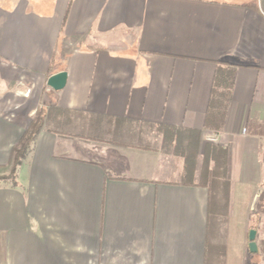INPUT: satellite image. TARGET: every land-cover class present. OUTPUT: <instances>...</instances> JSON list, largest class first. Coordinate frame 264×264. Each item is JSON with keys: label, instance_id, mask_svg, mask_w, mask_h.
I'll return each instance as SVG.
<instances>
[{"label": "crops", "instance_id": "crops-1", "mask_svg": "<svg viewBox=\"0 0 264 264\" xmlns=\"http://www.w3.org/2000/svg\"><path fill=\"white\" fill-rule=\"evenodd\" d=\"M39 109L34 149L0 185V264H222L210 251L233 247L235 193L195 167L216 148L229 188L264 184V0H0V175ZM161 128L199 135L191 185ZM258 195L240 254L255 225L264 264Z\"/></svg>", "mask_w": 264, "mask_h": 264}, {"label": "trees", "instance_id": "trees-1", "mask_svg": "<svg viewBox=\"0 0 264 264\" xmlns=\"http://www.w3.org/2000/svg\"><path fill=\"white\" fill-rule=\"evenodd\" d=\"M45 120V111L43 109L37 110L24 134L18 143L11 149L10 159L7 165L8 174L0 176V185L4 182L11 183L12 185L16 184L21 163L34 149L37 136L44 127ZM159 130L161 131V135L163 137V152L178 155L183 158L185 168L184 184L191 185L192 182H190V174L195 162V157L199 153L196 147L199 140V135L192 131L173 128H161ZM201 155L203 156V161L200 170V182L197 184L207 186L211 193L214 192L215 189H219L220 191H224V193H226L229 189V181L223 177V175L226 173L225 171L222 172L224 168L218 163V160L221 163V161L225 159L226 152L216 148H206L201 151ZM211 158H214L213 161H217L218 164L215 163L214 166L208 165V162L212 160ZM263 194L264 193H259L258 197L262 196L264 199ZM251 214H253V211H251ZM251 214L249 215L252 216ZM250 228L258 231L255 225L251 226ZM262 245L264 246V241H262Z\"/></svg>", "mask_w": 264, "mask_h": 264}, {"label": "rangeland", "instance_id": "rangeland-1", "mask_svg": "<svg viewBox=\"0 0 264 264\" xmlns=\"http://www.w3.org/2000/svg\"><path fill=\"white\" fill-rule=\"evenodd\" d=\"M201 166L202 164L201 163H198L195 167V170L199 173L200 170H201ZM19 173V171H18ZM8 172L6 174H3V175H7ZM2 176V175H0ZM6 183V182H4ZM8 183V182H7ZM232 184V190H231V186L229 188V192L230 193H235L234 195V198H232L231 200L232 201H235L234 203V207H235V212H234V215L235 217H233L230 221H227V227H225L227 229V233L226 237H224L225 239V242L228 245H233L232 248H230V252L227 251V253L230 255L232 253V255L236 258L234 261H231L230 262V257L229 255H227L226 251L225 250H217L216 252H214L213 250L210 251V254L211 255H214L215 254H220V258H221V262L222 264H230V263H235V264H239V257L241 256L240 260H242L241 262H245L246 264H249L252 261H255V258H251V253L244 249V251L242 252V254H240L241 252V247H240V239H239V233L241 231H239L241 229H243L245 223H244V217L247 216V214H251L250 212L253 210V207L255 206V203H256V198L254 197L255 193H264V184L261 185L259 188L256 187L253 185L254 183L252 182H241L240 184H237V182H232L230 183ZM264 195V194H263ZM257 200H261V202L264 201V199L262 198H257ZM251 211L248 212V208H251ZM246 208V211H244V209ZM253 215V214H251ZM255 223V220L251 221V223ZM231 237L233 238L234 241V244L233 242L231 241ZM261 237H262V233H261V230H259V240H261ZM230 243V244H229ZM244 244V242L242 243ZM264 248V246H263ZM225 252L222 254V252ZM248 251V252H247ZM225 260V261H222Z\"/></svg>", "mask_w": 264, "mask_h": 264}, {"label": "water", "instance_id": "water-1", "mask_svg": "<svg viewBox=\"0 0 264 264\" xmlns=\"http://www.w3.org/2000/svg\"><path fill=\"white\" fill-rule=\"evenodd\" d=\"M67 74L65 72L58 73L51 76L47 80V86L54 91H60L64 88L66 83ZM256 231L251 229L248 232V251L251 254L257 253V245L255 243Z\"/></svg>", "mask_w": 264, "mask_h": 264}, {"label": "built area", "instance_id": "built-area-1", "mask_svg": "<svg viewBox=\"0 0 264 264\" xmlns=\"http://www.w3.org/2000/svg\"><path fill=\"white\" fill-rule=\"evenodd\" d=\"M243 132H245V131L243 130ZM205 141L208 142V143L216 144L218 142V136L217 135L206 136L205 137Z\"/></svg>", "mask_w": 264, "mask_h": 264}]
</instances>
